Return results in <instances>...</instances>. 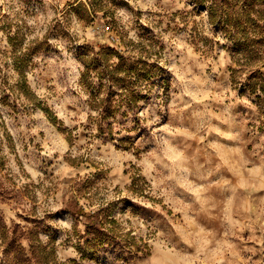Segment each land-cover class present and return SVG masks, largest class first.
Listing matches in <instances>:
<instances>
[{"label":"rangeland","instance_id":"rangeland-1","mask_svg":"<svg viewBox=\"0 0 264 264\" xmlns=\"http://www.w3.org/2000/svg\"><path fill=\"white\" fill-rule=\"evenodd\" d=\"M242 1L230 36L209 2L0 0L22 248L0 264H264V0Z\"/></svg>","mask_w":264,"mask_h":264},{"label":"trees","instance_id":"trees-1","mask_svg":"<svg viewBox=\"0 0 264 264\" xmlns=\"http://www.w3.org/2000/svg\"><path fill=\"white\" fill-rule=\"evenodd\" d=\"M193 1H195L201 5H206V3L209 2V4H210L209 10L211 12V15L214 16L213 22L225 21V23H227V24L229 23V25H231V26H229L228 29H230L229 35L231 36V29L237 26V23L235 25L232 23V22H234L233 15H234L235 10L233 9V12H231L229 17H227V19L223 20L224 15H226L225 11H226L227 7L230 5L229 0H225V1H223V0H193ZM242 2H243V7L245 10L250 8L251 0H243ZM235 9H237V8H235ZM0 237H1L0 238L1 245L3 247H7L6 248L7 250H13V255H14L13 257L15 258L16 261L21 260L22 256H20L19 254H20L22 248L16 244V241H14V239H10L7 234H1Z\"/></svg>","mask_w":264,"mask_h":264},{"label":"built area","instance_id":"built-area-1","mask_svg":"<svg viewBox=\"0 0 264 264\" xmlns=\"http://www.w3.org/2000/svg\"><path fill=\"white\" fill-rule=\"evenodd\" d=\"M105 29H106V30H109V27H105ZM112 39H113V40L115 39L114 36H112Z\"/></svg>","mask_w":264,"mask_h":264}]
</instances>
